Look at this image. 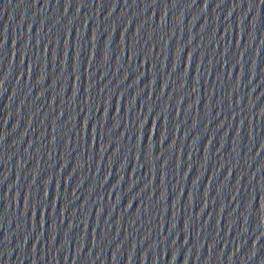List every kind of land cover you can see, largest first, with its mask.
Wrapping results in <instances>:
<instances>
[{
	"label": "water",
	"instance_id": "95a60500",
	"mask_svg": "<svg viewBox=\"0 0 264 264\" xmlns=\"http://www.w3.org/2000/svg\"><path fill=\"white\" fill-rule=\"evenodd\" d=\"M0 264H264V0H0Z\"/></svg>",
	"mask_w": 264,
	"mask_h": 264
}]
</instances>
